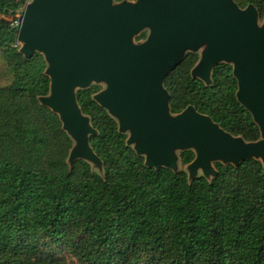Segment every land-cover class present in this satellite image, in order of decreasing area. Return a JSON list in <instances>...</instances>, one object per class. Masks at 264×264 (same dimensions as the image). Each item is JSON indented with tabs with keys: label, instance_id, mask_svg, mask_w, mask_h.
<instances>
[{
	"label": "trees",
	"instance_id": "16d2710c",
	"mask_svg": "<svg viewBox=\"0 0 264 264\" xmlns=\"http://www.w3.org/2000/svg\"><path fill=\"white\" fill-rule=\"evenodd\" d=\"M137 1V0H114ZM264 12V0H238ZM27 0H0V264H264V166L215 163L217 177L190 180L185 170L152 169L128 146L118 121L94 99L99 88L77 92L97 135L91 164H69L74 147L60 117L40 99L50 95L42 54L20 52L19 17ZM146 38V33L137 40ZM188 54L164 82L170 111L188 107L246 142L261 139L252 114L237 99L233 66L222 63L207 86L191 75ZM196 158L181 153L183 165Z\"/></svg>",
	"mask_w": 264,
	"mask_h": 264
},
{
	"label": "water",
	"instance_id": "95a60500",
	"mask_svg": "<svg viewBox=\"0 0 264 264\" xmlns=\"http://www.w3.org/2000/svg\"><path fill=\"white\" fill-rule=\"evenodd\" d=\"M250 5L242 10L235 0H138L115 5L114 0H32L19 17L17 41L27 58L42 54L48 64L50 95L40 99L56 113L75 145L69 163L102 161L90 146L97 135L78 104L76 90L92 82L108 89L95 101L130 132L128 146L146 158L152 169L178 172L177 151L194 150L190 180L202 170L217 177L213 163L238 167L256 159L264 166V24ZM146 28L148 40L134 38ZM193 78L207 85L213 69L231 64L238 82V102L253 116L261 133L246 142L223 130L210 117L190 106L181 114L170 111V94L163 84L188 51L205 47Z\"/></svg>",
	"mask_w": 264,
	"mask_h": 264
},
{
	"label": "rangeland",
	"instance_id": "374dc122",
	"mask_svg": "<svg viewBox=\"0 0 264 264\" xmlns=\"http://www.w3.org/2000/svg\"><path fill=\"white\" fill-rule=\"evenodd\" d=\"M28 1V4H30L31 2H32V0H27ZM243 1H246V0H243ZM235 2L237 3V5L240 7V9H242V10H245V9H247L250 5H252V4H247V5H245V6H241V5H239V3H238V0H235ZM27 4V5H28ZM114 4L115 5H118V4H121V3H117V2H115L114 1ZM254 6V5H253ZM256 8V7H255ZM257 9V8H256ZM259 12V11H258ZM259 26L261 27L263 24H264V12L262 13V14H260L259 13ZM20 16V15H19ZM13 25V24H12ZM143 33H146L148 36L150 35V33H151V30L149 29V28H146V30L143 32ZM147 40L146 39H142V40H137V39H135L134 38V43L135 44H142V43H145ZM20 45V44H19ZM20 47H22V45H20ZM205 48H206V46L205 47H203V48H201L198 52H191V51H188L187 53H186V57H187V55L188 54H196V55H198V57H199V62H200V60H201V57H202V54H203V51L205 50ZM198 62V63H199ZM198 65V64H197ZM229 65H231V64H229ZM2 69H4V68H0V72L2 71ZM177 69V68H176ZM175 69V70H176ZM174 70V71H175ZM214 70V69H213ZM3 71H7L6 69H4ZM174 71H172V72H174ZM193 71V70H192ZM171 72V73H172ZM170 73V74H171ZM169 74V75H170ZM168 75V76H169ZM212 76V75H211ZM0 78H1V75H0ZM5 82V80L3 81V82H1V79H0V85L1 84H3ZM212 82V81H211ZM211 85V84H210ZM163 86H164V88H165V85L163 84ZM91 87H97V88H99V92L95 95V96H97L98 94H100V93H102V92H104V91H106L107 89H108V85H107V83H105V82H100V83H97V82H92L91 83V85L89 86V88H91ZM166 89V88H165ZM79 91V89H77L76 90V92H78ZM128 135V137H130V132L127 134ZM234 137H236V136H234ZM242 138V137H241ZM74 145H75V142H74ZM133 147H134V145H133ZM192 151H194V150H192ZM184 152V151H183ZM181 153H182V151H177L176 152V155H177V157H178V171H180V170H185L187 173H188V175H190V171H189V165H183L182 164V162H181ZM70 157V156H69ZM88 163H90L91 164V166H92V168L95 170V171H97L98 173H100V174H103V170H101L100 169V167L97 165V164H94V163H91V162H88ZM216 163H223V162H216ZM70 164V163H69ZM70 166H72L71 164H70ZM213 167L215 168V163H213ZM201 176H204V173H203V171L202 170H199V172H198V177H201ZM210 178H212V177H210ZM52 251H54V253H56L59 257H61L65 262H66V264H79L71 255H70V253L69 252H67V251H65V250H63V249H61L60 247L59 248H54L53 247V249H52Z\"/></svg>",
	"mask_w": 264,
	"mask_h": 264
},
{
	"label": "flooded vegetation",
	"instance_id": "af4514ba",
	"mask_svg": "<svg viewBox=\"0 0 264 264\" xmlns=\"http://www.w3.org/2000/svg\"><path fill=\"white\" fill-rule=\"evenodd\" d=\"M137 1H138V0H137ZM137 1H122V2H137ZM115 2H116V1H115ZM122 2H117V3H122ZM145 30H146V29H145ZM145 30H144V31H145ZM144 31H143V32H144ZM143 32H142L139 36L135 37V39L139 38L142 34H144ZM148 38H149V36L146 34V38H145V39L148 40ZM185 58H186V56H185ZM184 60H185V59H184ZM184 60H183V61H184ZM198 62H199V60H198ZM198 62H197V64H198ZM182 63H183V62H182ZM182 63H181V64H182ZM181 64H180V65H181ZM197 64L194 66V68L197 66ZM221 64H222V63H221ZM180 65H179V66H180ZM219 65H220V64H219ZM179 66H178V67H179ZM217 66H218V65H217ZM217 66H216V67H217ZM178 67H177V68H178ZM216 67H215V68H216ZM194 68H193V69H194ZM193 69H192V70H193ZM212 72H213V71H212ZM191 75H192V71H191ZM211 75H212V74H211ZM167 77H168V76H167ZM192 77H193V76H192ZM166 79H167V78H166ZM166 79H165V80H166ZM195 79H199V78H195ZM199 80H200V79H199ZM211 80H212V76H211ZM201 81H202V80H201ZM164 82H165V81H164ZM203 82H204V81H203ZM204 83H205V82H204ZM211 84H212V83H211ZM205 85H207V84L205 83ZM207 86H209V85H207ZM166 90H167V89H166ZM170 97H171V96H170Z\"/></svg>",
	"mask_w": 264,
	"mask_h": 264
},
{
	"label": "built area",
	"instance_id": "2783aa9c",
	"mask_svg": "<svg viewBox=\"0 0 264 264\" xmlns=\"http://www.w3.org/2000/svg\"><path fill=\"white\" fill-rule=\"evenodd\" d=\"M13 25H17L18 26V23H14Z\"/></svg>",
	"mask_w": 264,
	"mask_h": 264
}]
</instances>
